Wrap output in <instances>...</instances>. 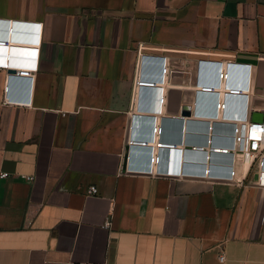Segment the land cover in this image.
I'll return each mask as SVG.
<instances>
[{"label":"crops","instance_id":"obj_1","mask_svg":"<svg viewBox=\"0 0 264 264\" xmlns=\"http://www.w3.org/2000/svg\"><path fill=\"white\" fill-rule=\"evenodd\" d=\"M0 38V62L34 67L0 65V264H264L257 164L204 176L231 156L190 147L229 144L232 115H264V0H0ZM137 72L155 86L133 96ZM225 72L240 94L224 95ZM152 125L186 147L174 170L196 174L126 171L148 165L126 141Z\"/></svg>","mask_w":264,"mask_h":264},{"label":"built area","instance_id":"obj_2","mask_svg":"<svg viewBox=\"0 0 264 264\" xmlns=\"http://www.w3.org/2000/svg\"><path fill=\"white\" fill-rule=\"evenodd\" d=\"M5 45H7L6 39L0 38V46H5ZM0 65L5 69L15 68L16 69L15 75L23 78L32 77V69H34V67L31 65H27V64L19 65V64L11 63L9 61L0 62ZM167 70L168 68H164V67L162 69L164 73ZM228 75H229L228 72L218 73L216 75L218 81L222 80L224 83L222 86V88L226 90L224 91V95L240 94L241 93L240 91L242 89L238 87L237 88L229 87L226 84ZM195 85L197 88L196 92L205 93V94H209V93L218 94V91L216 89L220 87L219 84L217 85V84L199 83V82H196ZM153 86H155V81L153 79L145 78L141 73L137 72L132 84V94L134 96V94L136 93L138 94L142 88H152ZM5 90H7V87H5ZM5 100L7 102H15V103L27 102L23 99H11L8 97H6ZM160 100L163 101L162 98ZM213 106L215 107L217 106L219 109L223 110L226 106V103L223 100L219 101L218 99H215ZM193 110L194 109H190V111ZM204 114L215 116L214 114H208V113H204ZM231 118L234 119L235 121L232 127L229 144H225L221 146L209 140V143H205V144L195 143V144H191L190 147L193 151L196 152H208L209 156L212 154L231 156L232 162H230L229 166L232 169H229L227 173H223L222 171L212 173L211 169L210 170L206 169L205 173L202 171L200 172V174L208 177H215L222 180H233L235 175L234 162L238 160L241 161L245 166L256 163L257 167L261 171L258 178L260 180V183H264V121L255 122V121H251L247 116L238 117L237 115L235 116L232 115ZM161 132H162L161 126L152 125V127H150L149 137L146 138L138 137L132 135L131 133L128 135L126 143L129 148L131 149L149 148L150 150L148 155L146 156L149 161L147 166L132 165L130 167H127L126 171L151 172L152 174L163 173V174L177 175V176L183 174H196L197 172L188 171L185 170V168H183L182 171H181L182 168L179 170L178 169L174 170L175 167L178 168V166L181 164L180 159H178L177 161H166V167L164 169H159V168L155 169L153 167L154 164L158 163V161L161 160L159 158V155H157L158 150H168L174 148L173 146L174 143L169 141H164L163 139L160 138ZM153 148L156 149L155 152H152ZM185 148H183L184 151H186ZM178 150L180 152L182 149H178ZM184 164L185 162H183L182 165ZM7 176H9L8 173H0V177H7ZM96 193H97V188L93 185L88 186L85 190L86 195H91ZM218 257H219V261L221 262H223L225 259L223 253H220Z\"/></svg>","mask_w":264,"mask_h":264},{"label":"water","instance_id":"obj_3","mask_svg":"<svg viewBox=\"0 0 264 264\" xmlns=\"http://www.w3.org/2000/svg\"><path fill=\"white\" fill-rule=\"evenodd\" d=\"M10 70H11L10 72L15 74V70L14 69H10ZM13 84L15 85V87L20 86V84H21L20 79L14 78L13 79ZM182 114L183 115H187V116H189L191 114V111H190V108H189L188 105H187V107H183L182 108ZM251 120L255 121V122H262V121H264V115H263V113L253 112L252 115H251ZM204 126L206 127V125H204ZM137 128L139 130H141V129L144 130V125H141V123L139 122V124L137 125ZM173 146H174L173 149L163 150L164 151L163 154L159 153V158L160 159H164L165 161H177L178 159H180V161L183 164V162H185L184 161V157L187 154L186 151L181 150L179 152L178 148L175 147V144H173ZM127 150H128L127 152H128L129 158H131L132 156L134 158H140L141 157V154H140L141 150L140 149H133L132 150L131 148L127 147Z\"/></svg>","mask_w":264,"mask_h":264},{"label":"bare ground","instance_id":"obj_4","mask_svg":"<svg viewBox=\"0 0 264 264\" xmlns=\"http://www.w3.org/2000/svg\"><path fill=\"white\" fill-rule=\"evenodd\" d=\"M155 158H156V157H155ZM155 158H154V159H155ZM156 164H157V163H156Z\"/></svg>","mask_w":264,"mask_h":264},{"label":"clouds","instance_id":"obj_5","mask_svg":"<svg viewBox=\"0 0 264 264\" xmlns=\"http://www.w3.org/2000/svg\"><path fill=\"white\" fill-rule=\"evenodd\" d=\"M12 69H15V68H12Z\"/></svg>","mask_w":264,"mask_h":264}]
</instances>
